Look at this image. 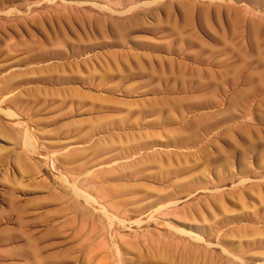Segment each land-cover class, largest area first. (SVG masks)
<instances>
[{"label":"rangeland","instance_id":"1","mask_svg":"<svg viewBox=\"0 0 264 264\" xmlns=\"http://www.w3.org/2000/svg\"><path fill=\"white\" fill-rule=\"evenodd\" d=\"M0 264H264V0H0Z\"/></svg>","mask_w":264,"mask_h":264}]
</instances>
